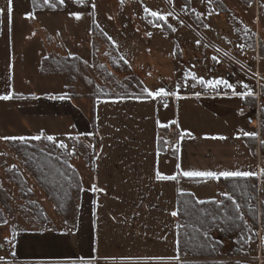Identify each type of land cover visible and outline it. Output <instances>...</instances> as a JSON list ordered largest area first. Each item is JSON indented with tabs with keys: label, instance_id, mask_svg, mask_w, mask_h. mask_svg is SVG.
<instances>
[{
	"label": "crops",
	"instance_id": "0c3cea01",
	"mask_svg": "<svg viewBox=\"0 0 264 264\" xmlns=\"http://www.w3.org/2000/svg\"><path fill=\"white\" fill-rule=\"evenodd\" d=\"M23 2L31 6L30 0ZM17 3L12 0L9 19L8 0H0V97H10L0 98V103L12 106L10 109L15 104L21 106L20 124L27 133L23 136L46 134L66 147L72 140L84 139L92 157L88 168L86 159L79 165L69 155V163L82 182L73 217L56 214L53 222L40 229L20 230L1 248L5 257L12 253L13 258L1 257L0 264H179L183 256L177 249V217L172 215L177 212V197L191 193L199 202L219 201L226 194L220 180L228 177L219 175L224 171L254 173L248 177L256 178L257 193L250 196L257 198L260 216L264 196L263 42L258 40L254 45L253 58L257 52L259 60L258 66H248L252 76L249 85L241 80L229 81L237 93H247L241 91L247 85L250 96L233 95V89L222 92L221 85L209 84L220 80V64L213 68L216 80L191 86L181 82L184 86L180 91L172 89L150 96L152 84L135 72L138 60L132 64L128 60L148 96L98 98L91 100L86 112L79 107V101L85 98L68 93L40 97L24 93L14 82ZM77 10L73 12L81 15V8ZM72 13L64 24H78ZM251 110L259 115V128L253 120L246 121ZM248 137H254V148ZM193 171L217 176L183 175ZM157 173L175 179L159 180ZM40 191L43 200L50 201ZM4 228L0 225L1 231Z\"/></svg>",
	"mask_w": 264,
	"mask_h": 264
},
{
	"label": "rangeland",
	"instance_id": "374dc122",
	"mask_svg": "<svg viewBox=\"0 0 264 264\" xmlns=\"http://www.w3.org/2000/svg\"><path fill=\"white\" fill-rule=\"evenodd\" d=\"M57 1L61 8L35 10L32 5L18 0L16 12L19 15L15 17L13 29L14 82L21 85L24 93L40 97L68 93L85 98L79 101V107L86 112H89V104L98 94L133 92L127 85L134 77L141 81L137 73L149 80L153 92L161 88L164 91H180L184 86L181 82H188L191 86L201 83V79L204 82L216 80V75L212 77L213 68L220 64L221 75L217 78L228 83L241 80L249 85L252 76L248 66H258L259 60L257 52L253 58L255 42L260 40L264 44V0ZM80 8L78 24H64L65 18L77 9L80 11ZM90 9L93 16L91 24ZM153 11L158 16H152ZM156 19L161 20L164 26L157 24ZM50 55L78 56L83 64H78L75 73L72 70L67 74L42 73L41 62ZM128 60L131 64L138 60L134 67L137 73L134 74ZM232 67L239 70L236 68L235 72ZM253 79L256 81V76ZM221 90L228 92L231 88L221 84ZM249 90L245 88L241 91ZM11 107L0 103V118L4 117L3 121L0 120V190L3 192L0 210L5 217V223L1 224L5 230L0 229L3 232L1 236H4L0 238V252L20 230L40 229L53 222L51 219L56 214L60 215L48 193L10 146L9 139L23 137V140L39 144L47 150L55 148L44 144V140H49L46 134L23 136L27 133L20 124L21 106L15 104L13 109ZM247 115L246 119L251 118L255 125L257 111L251 110ZM37 136L40 138L33 139ZM49 141L65 152L68 162L71 154L79 165H83L86 159L89 168L92 150L84 139L72 140L67 147H61L62 144L54 140ZM18 177L22 178L30 194L22 193ZM40 190L47 194L50 201L43 200ZM76 201L77 198L65 218L73 217ZM34 209H41L45 223L37 221ZM248 226L251 231L247 249L237 243V236L233 234L214 233V238L224 246L219 256L211 259L181 254V262L264 264V222L257 216L256 224L249 222ZM235 251L237 255H234ZM8 256L13 258L12 253L7 257L0 253V258Z\"/></svg>",
	"mask_w": 264,
	"mask_h": 264
},
{
	"label": "trees",
	"instance_id": "16d2710c",
	"mask_svg": "<svg viewBox=\"0 0 264 264\" xmlns=\"http://www.w3.org/2000/svg\"><path fill=\"white\" fill-rule=\"evenodd\" d=\"M32 8L57 9L61 4L57 0L45 2V0H30ZM250 3V1H248ZM55 5V6H54ZM157 24L164 26L161 20L156 19ZM78 64H83L77 57L48 56L40 65L42 73H64L67 74L75 69ZM128 82V89L133 92L124 94H98V98L113 97H147L145 88L136 77ZM127 89V90H128ZM93 127V123H92ZM94 129V127L92 128ZM261 131L264 135V110L261 111ZM254 148V137L246 138ZM10 146L16 151L25 168L36 178V182L48 193L54 205L64 218L69 216L75 198L79 197L82 182L78 171L70 165L65 152L49 140L44 144L55 149L47 150L39 144L29 143L23 139H9ZM44 145V146H45ZM264 149V143L262 144ZM59 152V153H56ZM220 182L226 188V194L220 200H209L199 202L191 193H182L177 197V249L180 254H188L193 258H215L220 255L224 248L222 242L215 239L213 234L229 233L237 236V243L243 249H247L251 224L257 222V193L256 178H221ZM18 186L22 193L30 194L22 178H17ZM28 191V192H27ZM253 193L254 197L250 196ZM3 192L0 190V197ZM4 200V198L2 199ZM36 207V205H34ZM38 208V207H36ZM37 221L45 223L46 218L42 216L41 209H34ZM260 217L264 222V196L260 202ZM5 223V217L0 210V225ZM234 255H237L236 251ZM245 255V254H243ZM245 257V256H242ZM213 263V262H211ZM78 264V263H60ZM179 264H199L180 262ZM234 264H245L235 262Z\"/></svg>",
	"mask_w": 264,
	"mask_h": 264
},
{
	"label": "snow or ice",
	"instance_id": "6c2138e0",
	"mask_svg": "<svg viewBox=\"0 0 264 264\" xmlns=\"http://www.w3.org/2000/svg\"><path fill=\"white\" fill-rule=\"evenodd\" d=\"M45 2L47 3V0H45ZM8 11H9V19H11V10H12V0H8ZM73 15H76L77 18H79V14L78 13H73ZM151 15L152 16H158V13L153 11L151 12ZM159 18H163V17H159ZM201 83H204V81L201 79L200 81ZM210 85L212 86H217V85H224V87L226 88H231L233 89V95H251V90H249L247 93H237L235 91V88L232 84L228 83L226 80H216L214 82H209ZM245 88H247V85H244ZM163 94H166L164 92V89L161 88L159 89L158 91L156 92H149V95H154V96H160V95H163ZM2 99H9L10 97L8 96H4V97H0ZM245 135H252L251 133H245ZM40 137L37 136V137H33V139H39ZM19 139H23V137L19 138ZM49 140H52L53 137L49 136L48 137ZM61 147H63V145H60ZM183 175L187 176V177H216L217 174L216 173H213V172H184ZM220 176H223V177H237V176H243V177H248V176H251V175H254V173H251V172H242V171H224V172H221L219 173ZM157 179L159 180H167V179H175V176H165V175H162L160 173H157V176H156ZM177 213L175 211L172 212V215L175 216Z\"/></svg>",
	"mask_w": 264,
	"mask_h": 264
},
{
	"label": "built area",
	"instance_id": "2783aa9c",
	"mask_svg": "<svg viewBox=\"0 0 264 264\" xmlns=\"http://www.w3.org/2000/svg\"><path fill=\"white\" fill-rule=\"evenodd\" d=\"M246 120H247L248 122H251V121H252L251 118H247ZM255 122H256V126H257V128H259V125H260L259 115H257V118H256ZM252 195H253V194H252Z\"/></svg>",
	"mask_w": 264,
	"mask_h": 264
}]
</instances>
